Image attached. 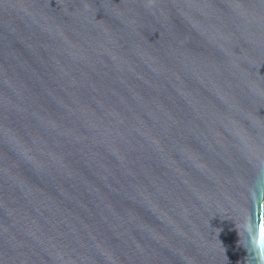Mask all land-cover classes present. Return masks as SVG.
Wrapping results in <instances>:
<instances>
[{"label": "water", "instance_id": "water-1", "mask_svg": "<svg viewBox=\"0 0 264 264\" xmlns=\"http://www.w3.org/2000/svg\"><path fill=\"white\" fill-rule=\"evenodd\" d=\"M0 264H264V0H0Z\"/></svg>", "mask_w": 264, "mask_h": 264}]
</instances>
